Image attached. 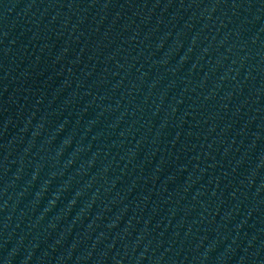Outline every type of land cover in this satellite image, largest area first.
I'll use <instances>...</instances> for the list:
<instances>
[{
  "label": "water",
  "instance_id": "obj_1",
  "mask_svg": "<svg viewBox=\"0 0 264 264\" xmlns=\"http://www.w3.org/2000/svg\"><path fill=\"white\" fill-rule=\"evenodd\" d=\"M0 264H264V0H0Z\"/></svg>",
  "mask_w": 264,
  "mask_h": 264
}]
</instances>
